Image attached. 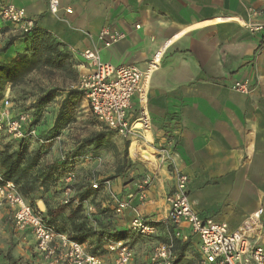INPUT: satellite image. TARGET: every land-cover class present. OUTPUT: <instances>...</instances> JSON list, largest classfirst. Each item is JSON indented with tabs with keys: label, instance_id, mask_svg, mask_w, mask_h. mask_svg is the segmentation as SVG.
I'll list each match as a JSON object with an SVG mask.
<instances>
[{
	"label": "crops",
	"instance_id": "crops-1",
	"mask_svg": "<svg viewBox=\"0 0 264 264\" xmlns=\"http://www.w3.org/2000/svg\"><path fill=\"white\" fill-rule=\"evenodd\" d=\"M3 1L24 9L42 31L61 42L79 75L91 70L81 56L85 49L99 48L104 61L114 66L146 70L154 54L171 41L148 83L147 108L156 148L169 151L175 166L189 178L190 199L202 218L235 230L256 210H264V34L251 33L237 21L264 23V0H60L56 14L49 11V0ZM249 9L258 11V16L252 17ZM105 27L123 35L110 48L99 42ZM10 40L13 45L0 55L3 63L25 53L29 44L15 26L0 18V48ZM244 81L251 84V94L232 90L234 83ZM145 142L152 144L146 138ZM129 159L148 166L130 155ZM155 170L143 203L136 182L124 186L115 179L110 191L125 199L134 195L131 207L113 221L114 228L129 230L138 211L155 222L157 245L165 243L172 230L165 220L174 179L167 164L158 163ZM108 191L101 190L98 199ZM37 206L45 213L44 204ZM180 228L190 233L186 223ZM21 236L32 246L35 263L44 264L35 253L32 234L21 231ZM191 241L199 252L197 239ZM11 246L9 252L16 248ZM137 248L131 264L150 263L152 250L139 255ZM103 262L115 264V256L107 254Z\"/></svg>",
	"mask_w": 264,
	"mask_h": 264
},
{
	"label": "built area",
	"instance_id": "built-area-1",
	"mask_svg": "<svg viewBox=\"0 0 264 264\" xmlns=\"http://www.w3.org/2000/svg\"><path fill=\"white\" fill-rule=\"evenodd\" d=\"M59 7L60 0H49L48 9L52 14L58 13ZM67 13L71 11L67 10ZM249 14L255 17L259 12L249 9ZM0 18L15 26L19 33H30L36 24L29 19L24 9L3 0H0ZM237 21L251 33L264 34L263 22ZM122 37L123 35L105 27L99 34V42L102 48H110ZM170 43L171 41L164 43L154 54L146 70L135 65L114 66L104 61L99 48L94 46L85 49L81 56L91 70L79 75L77 83L71 88L82 93L91 113L102 125L131 144L141 140L146 143L143 127L148 121L152 124L147 108L148 83L159 69ZM232 90L243 95H249L253 91L248 81L234 83ZM34 135L31 116L28 113H13L10 86H7L1 100L0 136L21 142ZM160 157L161 163L170 168L174 179L173 191L166 199L168 213L165 220L172 228L173 236L167 242L155 245L150 255V264H180L177 262L175 240L186 243L193 238L198 242L200 264H264V210H256L235 230L227 223L202 218L196 202L190 199L187 175L175 166L169 151L161 149ZM76 178L74 171H68L61 178L60 182L64 184L63 204L73 207L82 205L88 214H93L94 206L86 201L80 202L76 197L73 188ZM149 185V179H145L139 187L137 196L142 203L147 199ZM99 187L98 182L91 184L93 190ZM111 196L114 198L113 192ZM133 197L134 195H129L126 200L116 201L114 212L117 216H122L131 207ZM0 203L8 204L12 209L17 230L32 234L36 245L35 253L44 264H104L102 255L91 253L86 244L70 239L68 235L59 233L49 225L44 216L26 201L13 182L0 184ZM183 223L188 225L189 234L181 231ZM130 230L142 237L157 236L155 222L138 211L130 223ZM105 249L106 253L115 256V264H131L135 258L134 249L121 240H108Z\"/></svg>",
	"mask_w": 264,
	"mask_h": 264
},
{
	"label": "rangeland",
	"instance_id": "rangeland-1",
	"mask_svg": "<svg viewBox=\"0 0 264 264\" xmlns=\"http://www.w3.org/2000/svg\"><path fill=\"white\" fill-rule=\"evenodd\" d=\"M66 56L61 64H52L41 71L33 72L21 84L10 87L12 111L14 114L28 113L32 118L35 135L28 139L26 144L30 152L37 150L41 152L40 165L34 173L40 171L44 165L58 161L64 163L63 173L66 174L68 171L76 173L75 185L85 184L89 186L98 182L100 184L99 189L93 190L91 188L95 192L86 200L87 203L94 206L95 211L93 214H88L84 210L82 215L95 230H99L100 224H102L112 231L119 232L113 226V221L117 220V215L110 207H115L117 200H126L127 198L119 197L115 193L113 198L111 196L112 191H110V181L120 179L124 186L136 182L135 187H140L145 179H149V184L152 186L155 179L150 175H153L152 171L156 170L140 163L132 164L129 159L131 143L115 131L102 125L91 113L84 97L78 94H69L72 83L78 78V71L73 57L68 52ZM50 92H53V100L40 109H35L37 99ZM66 97L69 98L66 112H68L70 121L58 134L52 135V127ZM100 132L107 134L105 146L95 149L93 140L95 141L96 135ZM17 143L0 136V155L3 151H13L18 145ZM127 143L129 145L128 153H126ZM140 143L145 149L153 145V155L160 165L161 148H156L157 142L155 139L153 138L152 144L144 143L143 140ZM123 165V171L117 177L119 175L118 170ZM101 176H107V178L98 180ZM107 182L109 184H106ZM61 183L59 181L56 186H52L51 192L63 191L61 186L63 183ZM105 187L110 192L108 191L107 196L100 197L99 200L97 194L101 193V190H104ZM57 198V203L64 205L63 196L59 195ZM71 209L72 207L65 209V216L69 214ZM104 210L108 212L102 214L101 212ZM238 214V208L234 209V215L238 217ZM168 231L170 236H173V230L169 229ZM119 233L125 235V238L121 241L130 245L134 250H136L135 246H138L139 255H141V252L146 255L148 249L152 250L157 241V237H142L133 233L130 229L122 230ZM170 236L168 235L167 241ZM161 239L165 241L163 238ZM108 240L112 239L106 237V243ZM12 244L16 248L9 252ZM175 245L177 247V245H181V242L175 240ZM32 251L33 248L29 241L23 239L21 231L16 229L8 204L0 203V264H36L34 252ZM107 254L105 253L103 256ZM142 261L135 264H150ZM178 263L200 264L199 252L192 241L189 242L184 257Z\"/></svg>",
	"mask_w": 264,
	"mask_h": 264
},
{
	"label": "trees",
	"instance_id": "trees-1",
	"mask_svg": "<svg viewBox=\"0 0 264 264\" xmlns=\"http://www.w3.org/2000/svg\"><path fill=\"white\" fill-rule=\"evenodd\" d=\"M20 35L29 44L26 52L18 53L16 59L10 63L0 61V103L7 86H17L31 73L41 71L52 64H61L63 59L67 57L64 45L50 33L42 31L38 24H35L30 33H20ZM12 45L13 41L10 40L5 46L0 48V55L7 53ZM78 78L72 85L77 83ZM69 94H78L83 97L82 93L71 87ZM53 98V92L40 96L34 108L40 109L52 101ZM68 100L69 98L66 97L61 105L52 127V135L58 134L70 121L68 112H66ZM106 136L105 132H100L96 135L95 141L93 140L95 149L105 146ZM26 141L18 142L17 147L13 151L7 150L1 153L0 184L7 181L13 182L18 187L21 195L37 212H40L37 203L43 202L46 211L45 213H40L44 216L46 222L59 233H64L70 239L86 244L89 251L93 254L104 255L106 253V237L112 240H122L125 238L124 234L112 231L102 224H100L99 230L93 229L82 215L84 211L82 205L73 207L72 205L58 204L57 197L59 195L63 196L64 191L52 193L51 187L56 186L64 176V163L56 161L46 164L40 171L34 173L39 168L41 152L39 150L30 152ZM128 147L127 143L126 153H128ZM123 168L124 165L118 170L119 175L117 177L120 176ZM61 186L64 190V185L62 184ZM73 188L80 202L86 201L95 192L91 189V185L80 184L74 185ZM68 207H72V209L65 216V209ZM104 212L108 211L104 210L101 213L103 214ZM188 245L189 242L177 245V262L181 261L184 257ZM13 248L14 246H11L10 250Z\"/></svg>",
	"mask_w": 264,
	"mask_h": 264
},
{
	"label": "bare ground",
	"instance_id": "bare-ground-1",
	"mask_svg": "<svg viewBox=\"0 0 264 264\" xmlns=\"http://www.w3.org/2000/svg\"><path fill=\"white\" fill-rule=\"evenodd\" d=\"M139 127V126H138ZM145 130V138L146 141L152 143L153 142V135L150 127V121H148L145 125V127H143ZM130 156L135 160V161H142V163L144 162L146 165L156 169L158 167V163L156 158L153 155V151L152 149H146L143 150L141 148L140 142H136L134 141L131 144L130 147ZM40 206L43 207V203L40 202Z\"/></svg>",
	"mask_w": 264,
	"mask_h": 264
}]
</instances>
